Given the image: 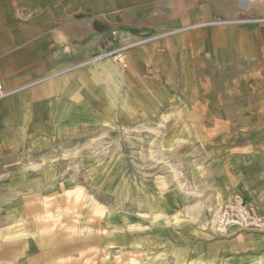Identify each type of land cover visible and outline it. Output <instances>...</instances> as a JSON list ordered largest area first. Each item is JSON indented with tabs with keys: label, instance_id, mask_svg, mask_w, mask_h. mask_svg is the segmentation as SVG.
<instances>
[{
	"label": "rangeland",
	"instance_id": "374dc122",
	"mask_svg": "<svg viewBox=\"0 0 264 264\" xmlns=\"http://www.w3.org/2000/svg\"><path fill=\"white\" fill-rule=\"evenodd\" d=\"M95 2L99 48L69 68L93 101L39 104L53 75L0 98V224L99 220L119 244L94 260L264 264V81L237 78L264 0Z\"/></svg>",
	"mask_w": 264,
	"mask_h": 264
},
{
	"label": "crops",
	"instance_id": "0c3cea01",
	"mask_svg": "<svg viewBox=\"0 0 264 264\" xmlns=\"http://www.w3.org/2000/svg\"><path fill=\"white\" fill-rule=\"evenodd\" d=\"M52 2L0 0V78L3 88L18 89L32 80L53 75V81L37 87L33 93L39 104L55 102L62 106L64 102L57 99L61 95L81 97L92 102L93 91L99 86L93 80H85L83 87L75 76L77 71L69 68L98 50L99 44L95 45V42L102 40L99 36L102 31L95 30L93 15H102L106 10L105 4L95 0H59L54 7ZM252 45L247 54L238 55L245 58L250 67L237 78L264 81V47L255 48L256 45ZM62 70L64 73L58 75L57 72ZM256 101L262 106L264 96ZM15 109L20 110L21 107ZM253 110L264 111V106ZM2 138L9 141V136H0ZM20 223L15 228L10 220L0 224V264L125 263L123 254L114 261L105 260V255L94 260L93 252L84 257L83 252L89 249L119 244L112 238L116 235L109 237L107 233L103 237L104 234H98L102 229L99 220L94 224L85 217L81 222L84 225L65 229L52 227L51 223L41 218L30 223L28 218L23 217ZM117 251L120 252L119 249Z\"/></svg>",
	"mask_w": 264,
	"mask_h": 264
},
{
	"label": "built area",
	"instance_id": "2783aa9c",
	"mask_svg": "<svg viewBox=\"0 0 264 264\" xmlns=\"http://www.w3.org/2000/svg\"><path fill=\"white\" fill-rule=\"evenodd\" d=\"M20 88H18V89H15V90H13V92H15V91H17V90H19ZM10 93V91H5L4 90V88H3V84H2V81H1V78H0V98L1 97H4V96H6V95H8Z\"/></svg>",
	"mask_w": 264,
	"mask_h": 264
}]
</instances>
